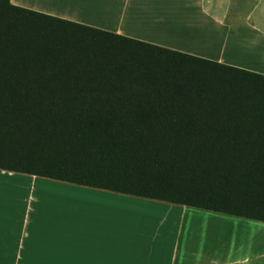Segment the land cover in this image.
<instances>
[{
    "label": "trees",
    "instance_id": "trees-1",
    "mask_svg": "<svg viewBox=\"0 0 264 264\" xmlns=\"http://www.w3.org/2000/svg\"><path fill=\"white\" fill-rule=\"evenodd\" d=\"M0 171L264 223V75L0 0Z\"/></svg>",
    "mask_w": 264,
    "mask_h": 264
},
{
    "label": "crops",
    "instance_id": "crops-1",
    "mask_svg": "<svg viewBox=\"0 0 264 264\" xmlns=\"http://www.w3.org/2000/svg\"><path fill=\"white\" fill-rule=\"evenodd\" d=\"M10 3L264 75V0ZM187 209L0 171V264H264V223L257 221H214L231 235L220 252L179 256V240L165 226ZM180 224L172 221L171 230Z\"/></svg>",
    "mask_w": 264,
    "mask_h": 264
},
{
    "label": "rangeland",
    "instance_id": "rangeland-1",
    "mask_svg": "<svg viewBox=\"0 0 264 264\" xmlns=\"http://www.w3.org/2000/svg\"><path fill=\"white\" fill-rule=\"evenodd\" d=\"M187 210V212H181L183 213V216H180V218L178 216L180 214L177 213L175 219L173 217L174 220H169L170 222L165 226V229L167 228L166 231H168V236H174L175 239L179 240L177 252L179 256L192 254L195 256L205 255L212 257L215 253H219L221 249L220 243H222L223 240H229L231 235H227L228 230L223 229L221 231L219 227H213V225H210V223L213 224L214 221L215 223L225 221L257 223L255 221H248L198 209L188 208ZM192 212L197 215H192ZM159 218H161V216H159ZM172 221H174L176 225L181 223L179 229H176L175 225L173 230H171ZM159 223H161V221ZM163 229L164 227L161 228V231ZM224 233L226 235H224Z\"/></svg>",
    "mask_w": 264,
    "mask_h": 264
}]
</instances>
